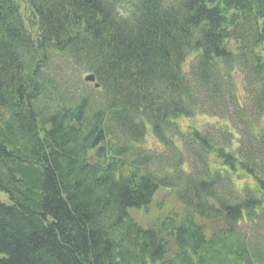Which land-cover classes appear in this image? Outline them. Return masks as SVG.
Listing matches in <instances>:
<instances>
[{
	"label": "trees",
	"instance_id": "trees-1",
	"mask_svg": "<svg viewBox=\"0 0 264 264\" xmlns=\"http://www.w3.org/2000/svg\"><path fill=\"white\" fill-rule=\"evenodd\" d=\"M0 193V264H264V0H0Z\"/></svg>",
	"mask_w": 264,
	"mask_h": 264
},
{
	"label": "rangeland",
	"instance_id": "rangeland-1",
	"mask_svg": "<svg viewBox=\"0 0 264 264\" xmlns=\"http://www.w3.org/2000/svg\"><path fill=\"white\" fill-rule=\"evenodd\" d=\"M67 66L62 63V61L54 59L51 63V67H63ZM73 74L70 72H65V80L67 82H71L74 80ZM85 77H82L80 80L83 81ZM77 79L75 78L74 82ZM87 84V89L90 88V82H84ZM217 124L219 123L217 119L209 118L208 116L198 115L192 120L182 119L179 121L183 130L186 129L187 126L192 125L194 127H205L207 124ZM156 143L155 140L151 137L148 138V143L146 146H150V144ZM155 168H158V164L155 165ZM0 200L2 202H7V197L4 194L0 193ZM186 211L184 210L182 204L179 200L176 199L175 195L171 190L165 188H159L155 192V195L152 199V203L149 204L145 208L140 209H129L128 213L130 217L140 224L144 229L153 227L157 228L160 224L165 223L172 219V221L176 224L179 223L180 219L184 215ZM169 254L174 251V246L169 241Z\"/></svg>",
	"mask_w": 264,
	"mask_h": 264
},
{
	"label": "water",
	"instance_id": "water-1",
	"mask_svg": "<svg viewBox=\"0 0 264 264\" xmlns=\"http://www.w3.org/2000/svg\"><path fill=\"white\" fill-rule=\"evenodd\" d=\"M84 81L94 83L95 79H94V76L88 75V76H85ZM98 86H99L98 84L95 85V87H98Z\"/></svg>",
	"mask_w": 264,
	"mask_h": 264
},
{
	"label": "clouds",
	"instance_id": "clouds-1",
	"mask_svg": "<svg viewBox=\"0 0 264 264\" xmlns=\"http://www.w3.org/2000/svg\"><path fill=\"white\" fill-rule=\"evenodd\" d=\"M121 15L123 16V15H126L125 13H121Z\"/></svg>",
	"mask_w": 264,
	"mask_h": 264
}]
</instances>
